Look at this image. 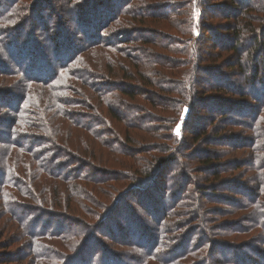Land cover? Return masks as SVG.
<instances>
[{
    "label": "trees",
    "instance_id": "16d2710c",
    "mask_svg": "<svg viewBox=\"0 0 264 264\" xmlns=\"http://www.w3.org/2000/svg\"><path fill=\"white\" fill-rule=\"evenodd\" d=\"M9 1L13 27L19 24L25 12L34 10L44 0ZM44 2L46 6L32 14V18H37L41 37L21 29L14 34L22 31L23 40L19 41L16 35L8 36L10 41L4 45L1 43L4 35H0V48L10 47L14 76L22 79L17 92L16 86L2 88L7 93L0 97V104L13 111L7 136L0 138L5 147H0V208L3 207L20 232H24L25 240L29 242L27 257L35 262L51 258V255L40 253L43 248L50 247L44 242L52 237L48 232L29 227L31 211L27 209V203L33 202L37 210L44 203L40 193L52 189L53 199L47 204L46 213L58 205L75 214L67 223L68 231L56 234L66 250L72 253L84 246L82 243L87 238L83 235H91L90 228L94 230L93 235L98 234L107 223L108 238L129 250L127 254L107 252L103 248L102 257L92 260L96 264H128L126 260L131 264H184L183 261L189 258L191 263L193 256L195 259L204 257L203 264L232 261L222 256L214 258L218 249H207L204 254L202 244L190 249L186 245L173 247L176 240L173 231L176 229L179 234L184 224L176 221L166 224L167 212L161 208V203L157 209L162 212L157 218V230L147 229L143 236L146 240L137 239L138 228L142 225L138 215L152 208L144 198L140 202L141 208L131 212L124 194H149L153 183L158 182L159 169L176 163L178 136L174 125L178 121L184 123L180 131L186 135L188 143L200 142L207 135L212 138L219 135L214 130V135H209L205 131L207 125L214 124L216 128L219 119L230 121L229 110L244 109L251 120L243 124L250 133L245 147H249L251 154L253 173L249 182L253 187L252 190L237 188L242 196H249L246 211L251 224L264 230V207L261 205L264 204V107L261 106L260 113L254 108L251 112L246 108L249 106L240 103L249 97L247 85L264 84V65L261 67L258 63L264 59V7L257 10L250 0H177L169 4L158 0H63L64 5L69 3L77 13V26L70 28L63 25L62 17L57 25L49 22L48 19L55 16L52 13L55 0ZM179 3L185 6L184 11L179 10ZM137 4L146 5L138 8ZM50 5L48 16L45 11ZM155 5L166 10L160 12ZM0 8V26L5 29L4 24L10 22L6 19L8 11L3 5ZM61 9L65 11L67 6L61 5ZM38 13L46 19H39ZM214 19L220 21L210 23ZM159 24L167 25L170 30L159 28ZM141 26H150L155 31L148 30L145 35L143 31L146 30ZM210 39L214 43L208 51L204 46L205 40ZM175 55L180 61L173 58ZM218 68L232 72L231 76L241 83L238 86L224 83L219 78L225 75L219 73ZM13 71L0 63L1 78ZM204 74L211 79L207 85H203L207 82L202 79ZM255 101L264 105V85ZM198 108L211 114L219 113V118L207 113L196 126H190L200 120ZM145 113L150 115L145 117ZM165 115H169L167 123L171 126L159 146L160 143H156L158 134L151 126L157 122L155 117ZM30 129L35 131L34 136L26 134ZM133 130L140 135H150L151 142L133 134ZM211 137H207V141ZM17 139L19 144L15 142ZM26 140L30 143L25 148ZM114 157L149 158L139 162V166L130 164L128 174L115 176L118 183L111 190L113 194L108 203L102 200L99 203L88 197L81 186L70 185L74 176L65 174L67 163L85 166L98 164L100 160H115ZM204 157L202 166L206 167L211 161L208 153ZM226 165L230 166L229 163ZM206 170L217 177L214 167L208 166ZM41 175L50 178L48 185H37ZM77 177L80 178L79 174ZM220 182L218 180L217 184ZM119 184L122 187H118ZM159 196L162 201L164 196L161 193ZM75 204L80 208L78 215ZM197 219L201 220V216ZM202 223L201 220L200 225ZM65 228L67 226H62ZM128 230L136 233L132 242L125 239ZM203 231L201 226L199 233L205 234V243L207 235ZM218 246H222L223 255L231 249L224 243ZM180 249L183 251L178 254ZM55 253L61 256L62 262L65 261L64 252ZM76 256L88 260L84 252H78ZM4 258L0 263L9 259Z\"/></svg>",
    "mask_w": 264,
    "mask_h": 264
},
{
    "label": "rangeland",
    "instance_id": "374dc122",
    "mask_svg": "<svg viewBox=\"0 0 264 264\" xmlns=\"http://www.w3.org/2000/svg\"><path fill=\"white\" fill-rule=\"evenodd\" d=\"M44 1L39 3L34 10L30 9V11L25 12L22 20L18 22L19 24L11 27V24L14 23H11L10 19V1L0 0V7L3 5V9H7L6 11H8V14L6 19L7 21H10L4 24L6 26L5 29L0 26V35H4L1 43L4 45L8 43V41H10L8 36L11 38L12 35H16L14 34L15 31H20L21 29L24 32L33 31L35 35H43L41 31L37 29L38 25L36 26V16L32 18V14H37V12H39L37 9H41L46 6L47 3ZM51 1L52 0H47L48 3H51ZM250 1L257 10L264 7V0ZM158 2L169 4L171 2L176 3L177 0H158ZM179 4L180 5L178 6H181V3ZM61 5L64 7L67 6V9L65 11L62 10ZM143 5L146 4H137V7L145 8ZM155 6L158 9L160 8L158 5ZM184 8L185 6H181L179 10L184 11ZM50 9L51 5L50 8L45 11V14L48 16H50ZM165 10L166 9H159L160 12H164ZM0 13L2 14L1 8ZM52 13H54L55 16L52 17V19H48L49 22L53 21L54 24L57 25L59 17H62L64 26L68 25L70 28L77 26V13H74L69 3L64 5L63 0H55V5L52 6ZM38 18L43 20L46 19L45 15H39V13ZM147 20H149V18ZM218 21H220V19H214V21L210 23ZM52 26L53 25L50 24V27ZM158 27L165 31L170 30L167 28V25L164 24H159ZM141 28L142 30H146L143 31L145 35H148V30L155 31V29H151L150 26H141ZM16 36H18L20 41L23 40L24 34L21 31ZM205 42L207 44L204 46V49L209 51V49L213 47L211 43L214 42L211 39L208 40V42L205 40ZM134 44L138 47L137 43ZM3 49L0 48V63L7 66L10 71H13L12 59L9 56L10 47H4ZM132 54L134 55L135 53ZM173 58L180 61L178 55L173 56ZM258 63L259 66L263 67L264 59H260ZM218 70L219 73L225 75L219 78L224 83L231 82L236 86L241 83L238 78V80H236V78L231 76L232 72L229 73L222 68H218ZM9 73L13 74L7 76L6 78H1L3 75H0V97L1 94L7 93L4 92V88H13L16 86L15 91L17 92L18 87L21 85L22 79L18 76H14V71ZM202 79L207 81L204 82L203 85H207L211 80L210 77L205 74L202 76ZM259 83H261V81ZM262 85L264 84L261 83L259 86L254 85L252 87L250 85L246 86V90H249V97L240 103L245 104V106H249L246 107L247 110H251V112H253L252 110L254 108V111L259 112L261 106L264 107V105H261L262 103L259 104L255 101L258 100L259 89ZM16 92L13 93L16 94ZM238 109L239 108H234L227 112V115L230 116V121L224 122L219 119L216 123V128L214 127V124L206 126L205 131L209 135H214V132H216V135H220H218V137L214 136L216 138H212L207 135L203 137L204 140L200 142L188 143V140H185L186 135H183L180 131L184 128V123L182 124L180 120L174 125V131L178 136V141L176 143V163L171 166L165 165L162 167L163 169H159L156 174L157 177H159L157 180L158 182L156 183L155 181V183H153L154 187L150 190L149 194H147L149 197H147V195L140 196V193L133 192L124 194L125 199L128 198L127 206L130 207L131 212L141 208L140 202L144 200V198L148 201L150 207L152 208V210L148 209L146 212H140L138 215L142 225L138 228V234L136 235L137 239L142 241H144V239L146 240L143 236L146 235L147 229H150L149 231L157 230L159 225L157 218L162 216L161 209L160 212L159 210L157 211V209L160 208L159 204L161 203V208H164V211L167 212L165 219L166 224L169 225V222L172 221H176L181 225L184 224L182 228L183 230H179V234L176 233V229L173 231L176 239L173 247L186 245L190 249L191 247L200 246V244H202L201 249L204 251V254H206L207 249H213L214 251L218 249L219 252H216L214 258H220L222 256L225 259L235 261V263L230 260L223 261L221 264H264V230L262 231L259 227L251 224L250 219H248L249 213L246 211L248 208L247 201L249 196H246L245 194L242 196L240 194V190H243V188L249 187L252 190L253 184L249 181L253 173V167L251 165L252 160L249 147H245L250 133L243 124L244 122L251 121L250 116L248 115V111L245 112L244 109ZM242 112H245L246 114H243ZM207 113L211 114L203 108H198L197 114L200 116V120L196 123H190V126H193L191 124H195L196 126L202 120V116ZM148 115H150V113H145V117H148ZM211 115L219 118V113H212ZM167 116L169 115H165V117H155L157 122L151 126L155 128V132L158 134V140H156V143H160L159 146H161L164 142V137L169 133L168 127L171 126L170 123H167ZM12 118L13 111L11 108L8 111L6 107L0 104V138H5L7 136L8 125ZM147 119L148 121L153 120L151 118ZM3 121L7 124H4ZM213 130L214 132H212ZM131 132L133 134L136 133L135 130ZM26 134L34 136L35 131L30 129L29 131H26ZM136 134L140 135L138 132ZM141 134L144 135V137L140 135L142 139H146L148 142H151V140H149L150 135H145L144 133ZM207 137H211L210 140L207 141ZM15 142L19 144V139ZM167 142L166 144H169V142ZM3 143L4 141L0 140V147H4ZM29 143L30 142H28V140L24 141V147H28ZM206 153L209 154L211 161L208 166L214 167L217 170V177H214L215 175L212 176V172L206 170L208 166H202V160L205 158L204 154ZM115 157L117 156L115 155ZM147 158L149 157L100 160L97 162L98 164L94 161L95 164L85 166L77 165L76 163L71 165L70 163H67L68 166L65 170V174L74 176L71 179L70 185H79L84 189L83 192L88 197H91L99 203L101 200L104 203H108L111 200L110 195L113 194L111 190L115 188L118 183L115 181V179H117L115 176H123L124 173L128 174V167H130V164H137L139 166V162H144L143 160ZM227 163H229L230 166L226 165ZM20 171L21 166L19 167V172ZM78 174L80 178L77 177ZM40 180L41 182H38L37 185L41 186L44 183L48 185L51 181L50 178L45 175H41ZM105 180L110 181L106 182ZM218 180L221 181L219 184H217ZM56 182L63 184L59 181ZM212 183L215 185L209 186V184ZM118 187H122V184H119ZM237 187H240V190ZM160 193L164 196L162 197V201L161 196H159ZM91 194H94L95 197ZM40 195L44 198L42 207H38L37 210H35L36 207H34L35 205L33 202L27 203V209L31 211V215L29 216L30 222L28 225L39 232L45 231L50 234L52 238H50L48 242H44L50 247L43 248L40 254L42 256L51 255V258H44L46 260L35 262L34 259L30 260L29 256L27 257L26 250H29V242L27 243L24 232H20L18 226L12 221L11 217L5 214L2 207L0 208V260L5 259L4 257H9V259L6 260L5 263L0 264H96L95 261L93 262L92 260H98L102 257L103 248H105L107 252L110 250L111 252L118 251L128 254L129 250L127 248L120 246L119 244H115L112 238H108L109 232L107 228L109 223L102 225L105 228L103 227L102 232L99 231L100 233H96L95 235H93L94 230L90 228L91 235L89 233H87V235H83V238H87L82 243L84 246H80L72 253L66 250L62 246L60 238L56 234L60 231H68L69 225L67 223H70L69 220H73L71 216L75 214H71L68 212V209L65 210L63 207H59L58 205L57 207H52V211L46 213L45 208L48 209L47 204L53 199L52 189L49 191L46 189L45 194L42 192ZM152 200L154 202H152ZM261 205L264 207V204ZM74 206H76L74 209L75 212H77V215L81 213L79 206H77V204ZM125 213L126 212L123 214ZM198 216H201V220L203 221L202 225H200L201 220L197 219ZM175 217H178V220H176ZM62 226H67V228L62 229ZM201 226H203V232L207 235V242L205 243L203 242L205 234L199 233ZM134 232H136V230H134ZM127 234L128 236L125 239H128L127 242H132V239L135 238L133 235L136 233H130L128 230ZM223 243L228 248H231L228 253H225V255H223L224 251L220 249L222 246H218ZM178 251V254H180L183 250L180 249ZM55 252H64L66 256L65 261L62 262L61 256H58ZM78 252H84L87 255L88 260L86 261V259L77 258L76 255ZM98 254H100V256L96 257ZM55 256L58 257L53 259L52 257ZM189 259L184 260V264H196L197 262H199L198 264H203L204 257L201 259H195V256H193V261H191V263L188 262ZM126 261V263L131 264V261Z\"/></svg>",
    "mask_w": 264,
    "mask_h": 264
}]
</instances>
